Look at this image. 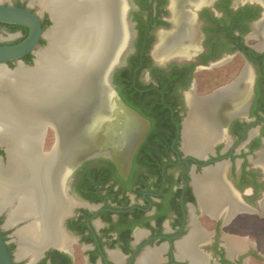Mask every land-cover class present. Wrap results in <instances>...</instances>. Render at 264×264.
<instances>
[{"label":"flooded vegetation","instance_id":"obj_1","mask_svg":"<svg viewBox=\"0 0 264 264\" xmlns=\"http://www.w3.org/2000/svg\"><path fill=\"white\" fill-rule=\"evenodd\" d=\"M120 1L127 49L112 83L145 119V137L130 166L97 158L70 170L62 180L68 208L57 221L58 241L33 264L264 262L256 224L249 225L264 221V0ZM38 4L3 5L29 9L49 30L54 21ZM0 31L13 39L0 44H16L29 29L0 23ZM36 60L28 54L20 61L34 68ZM20 61L7 65L15 70ZM216 69L218 76L202 88L199 71ZM188 127L200 155L188 152ZM49 129L42 153L49 152ZM199 182L207 183L203 200ZM14 208L0 211V225ZM32 217L8 228L13 241L3 232L14 258V235ZM187 239L188 254L181 256ZM22 261L28 260L16 264Z\"/></svg>","mask_w":264,"mask_h":264},{"label":"bare ground","instance_id":"obj_2","mask_svg":"<svg viewBox=\"0 0 264 264\" xmlns=\"http://www.w3.org/2000/svg\"><path fill=\"white\" fill-rule=\"evenodd\" d=\"M33 1L49 11L54 21V27L45 34L48 47L35 52L34 68H25L22 62L15 70L0 64V143L7 146L9 156L8 166L0 164V211L15 204L4 230L26 220V216H33L31 223L14 235L18 245L15 259H27V264H33L44 247L58 241L57 221L68 208L61 191L60 169L70 162L74 153L70 138L82 134L80 124L75 125L77 121L68 119L67 115L69 110L82 107L90 87H96L94 82L108 62V31L110 39L115 28L114 21L108 20L107 11L113 9L114 3L116 11L122 6L119 0ZM111 39L115 43L116 34ZM125 114L122 112L121 116ZM48 121L63 130L67 143L61 151L54 149L42 156L38 147L42 124ZM187 131L188 152L200 155L194 146L197 140L192 138L189 127ZM200 142L207 141L201 138ZM81 146L87 150L95 147L87 137ZM206 190L207 183H197L202 200ZM189 240L186 248L181 246V256H187Z\"/></svg>","mask_w":264,"mask_h":264},{"label":"water","instance_id":"obj_3","mask_svg":"<svg viewBox=\"0 0 264 264\" xmlns=\"http://www.w3.org/2000/svg\"><path fill=\"white\" fill-rule=\"evenodd\" d=\"M75 1L78 2V0ZM119 2L121 3L120 0ZM114 4L113 9L107 11L109 16L108 20L111 19L115 23V28L113 27V36L111 34L110 39L108 31V62H105L98 75V80L94 82V86L96 87H90L88 94L85 95L83 106L79 107V109H75V111L69 110L67 115L68 119L72 117V119L77 121L75 125L77 123L80 124L79 126L82 127V134L70 138L74 143V153L72 154L70 162L64 164L60 169V174L64 183L67 182V178L71 174L70 170L75 166H80L81 163L86 160L104 158L121 167L130 166L140 142H142L145 137L147 128L145 119L124 103L112 83L114 70L120 66L123 54L127 49L125 44L127 40L125 34L126 29L123 28V24L126 21L125 14L121 12L122 8L116 11L117 7L115 8ZM0 23L5 25H20L29 29L26 38L19 43L0 44V64L7 65L9 62L20 61L28 54L34 55L37 47L40 45V41L42 39L47 40L45 34L48 30L43 31L39 17L29 9L0 3ZM115 34L117 40L114 43V39L112 40L111 37H114ZM107 104L109 108L108 111L106 110ZM120 112L126 113L125 116H121ZM231 117L232 116L229 115V118ZM70 121L65 125L68 126ZM42 127L43 135L38 147L39 154L46 156L48 153L54 151V149L61 151L67 143V138L65 139L63 130H60L59 126L51 121L42 124ZM48 128L54 130L56 142L49 152L42 153V144ZM70 128L71 126L68 129L71 130L73 127ZM86 137L88 141L95 146L91 150L84 149L82 146L80 148V145L83 144ZM0 148L4 149L6 156L5 163H3L4 158L0 156V164L6 167L9 164L7 146L0 143ZM23 222L25 221L21 220L13 226ZM23 227H25V225L21 228ZM3 232V225H0V264H16L18 261L14 258V255L11 254Z\"/></svg>","mask_w":264,"mask_h":264},{"label":"rangeland","instance_id":"obj_4","mask_svg":"<svg viewBox=\"0 0 264 264\" xmlns=\"http://www.w3.org/2000/svg\"><path fill=\"white\" fill-rule=\"evenodd\" d=\"M12 2H13V0H4L2 2V4H7V3L8 4L9 3L11 4ZM37 10H38V12L40 11V9H37ZM3 30L6 31L5 29H3ZM0 34L3 35V37H0V42L5 43V42L13 41L12 38H10L9 36L5 35L4 33H1V31H0ZM42 47H44V46H42ZM8 67L12 69V66L8 65ZM219 72H220V69H216L213 72H211L210 70L199 71V73L197 74V78H198V81L201 83L202 88H204V89H205V87L208 88L210 84L209 85L207 84L208 83L207 82V79L210 76L211 77H217L218 74H219ZM54 144H55V135H54L53 130H50L49 129L48 132H47V136H46V142L44 143V151H46V152L47 151H50L52 149V147L54 146ZM3 163H5V162H3ZM1 224L2 225L5 224V217L3 215H1ZM253 224H256V227L257 228L256 227L255 228H256V230L258 232V234H257V246H258V249H259L258 253L261 254V256H263V258H264V239H261V238L264 237V221L262 220L261 223H257V222L255 223L253 221L251 223H249V225H253ZM4 231H6V234L8 236L7 237V240L13 241V239L11 238L12 237L11 236L12 234H11L10 229H5ZM11 246H14V245L11 243ZM15 253H16V251H15ZM79 260H81V259L79 258ZM81 261H78L77 264H81L82 263ZM249 262H250V258H249ZM19 264H24V261L19 262ZM251 264H264V262L261 263V262L256 261V260H251Z\"/></svg>","mask_w":264,"mask_h":264},{"label":"trees","instance_id":"obj_5","mask_svg":"<svg viewBox=\"0 0 264 264\" xmlns=\"http://www.w3.org/2000/svg\"><path fill=\"white\" fill-rule=\"evenodd\" d=\"M0 154H2V155H3V151H1V150H0Z\"/></svg>","mask_w":264,"mask_h":264}]
</instances>
